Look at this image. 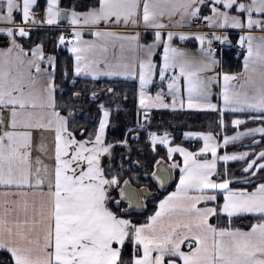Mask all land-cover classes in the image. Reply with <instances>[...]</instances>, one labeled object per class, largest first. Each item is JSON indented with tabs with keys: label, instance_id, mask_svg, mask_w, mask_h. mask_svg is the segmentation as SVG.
<instances>
[{
	"label": "snow or ice",
	"instance_id": "6c2138e0",
	"mask_svg": "<svg viewBox=\"0 0 264 264\" xmlns=\"http://www.w3.org/2000/svg\"><path fill=\"white\" fill-rule=\"evenodd\" d=\"M0 264H264V0H0Z\"/></svg>",
	"mask_w": 264,
	"mask_h": 264
},
{
	"label": "trees",
	"instance_id": "16d2710c",
	"mask_svg": "<svg viewBox=\"0 0 264 264\" xmlns=\"http://www.w3.org/2000/svg\"><path fill=\"white\" fill-rule=\"evenodd\" d=\"M165 118L167 119L168 117L165 116ZM194 119L196 120L197 125H200V124L205 123L208 119H211V117H205V116L201 115L199 117H195ZM189 122H191V120ZM173 187H174V184L173 185H170L169 191L172 190ZM154 190L155 189H153V191Z\"/></svg>",
	"mask_w": 264,
	"mask_h": 264
}]
</instances>
